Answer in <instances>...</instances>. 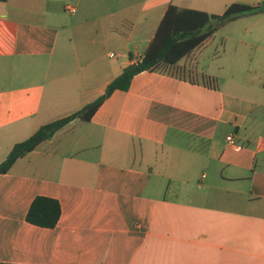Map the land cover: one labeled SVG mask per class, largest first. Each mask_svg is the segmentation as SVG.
<instances>
[{"label":"crops","instance_id":"obj_1","mask_svg":"<svg viewBox=\"0 0 264 264\" xmlns=\"http://www.w3.org/2000/svg\"><path fill=\"white\" fill-rule=\"evenodd\" d=\"M169 4L0 2V162L101 95L147 48ZM198 49L178 63L181 77L137 73L90 121L72 119L0 174V262L264 264V82L200 71ZM194 163L202 190L181 199L180 185L163 180ZM36 195L59 200L54 227L25 220Z\"/></svg>","mask_w":264,"mask_h":264},{"label":"trees","instance_id":"obj_2","mask_svg":"<svg viewBox=\"0 0 264 264\" xmlns=\"http://www.w3.org/2000/svg\"><path fill=\"white\" fill-rule=\"evenodd\" d=\"M6 0H0L4 2ZM264 13V0L254 3L231 2L220 13L179 7L169 4L159 21L155 33L141 56L126 65L121 72L106 86L104 92L83 105L77 111L40 126L26 139L15 143L7 156L0 162V174L10 171L14 163L36 149L42 142L64 127L72 119L90 121L93 114L115 90H128L134 75L142 71H158L171 76H180L178 63L188 57L194 50L207 45L216 30L242 16ZM192 65V63L190 64ZM192 69L189 68L191 74ZM202 83L217 87L215 77L202 74ZM61 214L58 199L45 195H36L31 200L25 214L28 223L39 227H54ZM0 264H19L0 262Z\"/></svg>","mask_w":264,"mask_h":264},{"label":"rangeland","instance_id":"obj_3","mask_svg":"<svg viewBox=\"0 0 264 264\" xmlns=\"http://www.w3.org/2000/svg\"><path fill=\"white\" fill-rule=\"evenodd\" d=\"M254 3L257 0H173V4L222 13L231 2ZM198 69L215 74L221 80L229 76L241 78L250 73L256 75V84L264 82V13L246 15L231 21L214 33L211 41L196 51ZM185 141V137H181ZM185 160V159H184ZM185 165L187 163L185 162ZM179 173L180 180H163L164 186L172 183L180 185L181 199L197 198L185 195L187 190L197 189L196 184L201 174V165L190 164ZM162 174H168L163 172ZM202 188V187H199ZM199 193V192H198Z\"/></svg>","mask_w":264,"mask_h":264},{"label":"built area","instance_id":"obj_4","mask_svg":"<svg viewBox=\"0 0 264 264\" xmlns=\"http://www.w3.org/2000/svg\"><path fill=\"white\" fill-rule=\"evenodd\" d=\"M226 140L234 147V148H239V145L236 143V141L234 140V137L232 134H228L226 135Z\"/></svg>","mask_w":264,"mask_h":264}]
</instances>
